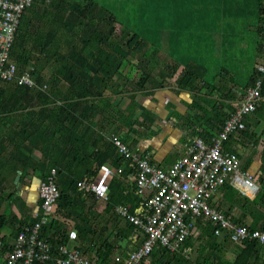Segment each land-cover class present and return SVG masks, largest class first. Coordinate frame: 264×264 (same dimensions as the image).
Wrapping results in <instances>:
<instances>
[{
    "label": "trees",
    "instance_id": "obj_1",
    "mask_svg": "<svg viewBox=\"0 0 264 264\" xmlns=\"http://www.w3.org/2000/svg\"><path fill=\"white\" fill-rule=\"evenodd\" d=\"M259 5L262 39L264 0H259ZM111 15L99 0H33L21 15L10 60L18 73L29 71L35 85L0 80V208L6 210L0 214V233L8 224L10 238L0 236L2 251L12 245L9 240L38 221L42 212V199L38 195L35 208L27 214L23 212L26 215L20 213L8 219V211H12V206L20 200L18 186L24 185L38 194V185L46 179L51 168L56 170L59 195L52 217L41 226V237L53 246L68 245V230L73 228L76 231L75 248L88 258L90 264H121L116 261V256L125 257L135 247L132 238L136 228L117 212L116 207L129 204L130 212L138 207L141 197L135 193L136 172L117 153L111 135L118 136L139 156H144L135 148L141 136L132 126L127 131L122 130L125 127L122 123V126L105 130L94 117L102 104L104 107L111 105L106 91L111 82L121 76L120 69L125 67L129 51L141 50L144 39L140 37L133 48L128 47L130 34L121 23V28L116 31L117 20ZM64 35L72 37L71 46L63 47ZM260 49L264 55L262 40ZM257 66L245 86L261 77V99L257 109L245 116L244 129L222 142L223 149L235 152L239 159L241 155L234 145L241 138L254 137L248 119L264 120V75L259 73ZM149 79L154 80L147 73L141 74L133 81V90H143ZM191 81L182 79V83L187 84L185 87ZM233 112L218 104L210 110L188 111V124L185 125L188 138L199 136L209 140L217 136ZM190 115L196 118L195 123L190 120ZM131 133L137 136L132 137ZM257 141L258 138L253 139V142ZM248 164L241 168L247 170ZM103 165L115 171L108 181L106 199L80 191L78 182L95 178ZM117 168H121V172L118 173ZM260 179L259 190L252 199L233 187H221V199L214 203L215 207L235 223L250 230L264 231V176L260 175ZM127 181L129 187H126ZM11 183L14 190L8 191L7 185ZM99 200L104 203L102 211L94 207ZM20 205L27 210L23 201ZM236 208L242 212L241 217H238L241 213L234 212ZM35 213L38 214L35 216ZM215 228L217 224L212 221L202 217L196 220L197 238L207 239L211 252L203 258L204 264H264V245L255 239L235 243L226 231L215 235ZM193 240L190 236L186 242L191 253ZM197 247L198 252L202 250ZM191 253L184 256L155 247L141 264H198L200 256L191 260Z\"/></svg>",
    "mask_w": 264,
    "mask_h": 264
},
{
    "label": "crops",
    "instance_id": "obj_2",
    "mask_svg": "<svg viewBox=\"0 0 264 264\" xmlns=\"http://www.w3.org/2000/svg\"><path fill=\"white\" fill-rule=\"evenodd\" d=\"M99 1L116 18V31L120 23L126 27L128 47L133 48L140 37L144 41L141 50L129 51L121 76L106 91L111 105L102 104L94 120L105 130L121 123L124 131L131 126L150 128L152 133L146 136L137 134L141 137L135 148L148 155L152 164L167 168L183 153L189 137L186 112L210 110L217 104L226 111L235 110L254 68L264 61L259 0ZM72 40L64 35L63 47L71 46ZM145 73L154 80L146 81L143 90H133V81ZM183 78L193 81L185 87ZM189 117L195 123L196 118ZM248 124L254 137L241 138L234 147L241 155V167L249 162L245 169L253 172L260 187L257 176H264V120L250 117ZM18 188L27 214L35 208L37 191L24 185ZM218 199L219 191L215 202ZM94 207L102 211L104 203L99 200ZM8 234L1 231L0 236L10 239ZM71 241L68 239V247Z\"/></svg>",
    "mask_w": 264,
    "mask_h": 264
},
{
    "label": "built area",
    "instance_id": "obj_3",
    "mask_svg": "<svg viewBox=\"0 0 264 264\" xmlns=\"http://www.w3.org/2000/svg\"><path fill=\"white\" fill-rule=\"evenodd\" d=\"M32 1L0 0V80L35 85L31 73H18L16 65L10 60V49L19 20ZM262 49L264 51V21ZM257 69L264 75V61ZM260 87L261 77H258L245 88L237 108L218 135L209 140L199 136L188 138L183 153L167 168L151 164L148 155L139 156L127 142L111 135L117 153L135 168V192L141 197L134 212H130L129 206L124 204L116 207L117 212L136 228L132 238L135 247L125 257L116 256V261L121 264H141L155 247L188 256L191 247L186 246V242L197 231L196 220L201 217L217 224L214 230L217 236L226 231L235 243L255 239L264 245V231L250 230L245 225L235 223L214 205L215 195L225 185L251 199L259 190L255 175L243 170L237 154L224 150L222 142L229 135L245 128V116L257 109L261 99ZM116 171L121 172V168ZM101 172L100 176L79 181L78 189L106 199L107 179L115 171L103 165ZM55 178L56 170L51 168L46 179L38 185V195L42 199L39 220L20 231L9 249L2 251L3 243L0 240V264H90L88 258L75 247L53 246L40 236L41 226L52 217L54 203L59 195ZM68 238L74 241L76 231L71 230Z\"/></svg>",
    "mask_w": 264,
    "mask_h": 264
},
{
    "label": "rangeland",
    "instance_id": "obj_4",
    "mask_svg": "<svg viewBox=\"0 0 264 264\" xmlns=\"http://www.w3.org/2000/svg\"><path fill=\"white\" fill-rule=\"evenodd\" d=\"M155 79H157V77H155ZM143 128H145V127H139L138 128V131H139V133H141V135L145 134V136H146L147 133H149V134L152 133V130H151V132H148L150 130V128H145V129H143ZM131 136H133V135L131 134ZM172 156H173V154L170 157H172ZM242 166H244V164ZM100 173H101V171L98 172V175ZM257 180L258 181H261L260 180V176L259 177L257 176ZM7 183H8V181H7ZM7 186L10 187V189H8ZM7 186H6V188H7L8 191L9 190H11V191L14 190V185L12 183L11 184H8ZM19 197H20V200L17 201L18 203L15 202V204L12 206V211H8V217H9L8 219H11L12 216L17 215V214H20V213H23V212L26 211V209L23 208L20 205V202H22V197L21 196H19ZM5 212H6V210H4L3 207L0 208V214H3ZM234 212L236 214H238L237 212H239V211H236L235 210ZM241 215H242V212H241V214H238V217H241ZM8 232L9 231H8V224H7V225H4V227L2 228V233H8ZM198 234H199L198 231H196L195 234L193 235V239H195V240H193L194 242H192V244H193V252L190 255V259L191 260H195L198 256H200L199 257V260L200 261H198V264H204V259L203 258H207L208 256H210L211 252H209L210 250L208 249L207 239L197 238L198 237ZM74 245H75V241H71L69 243V247L70 248L71 247H74ZM197 246H200L199 248H201L202 250L198 252L197 251V248H198ZM229 255H230V257H232V254L229 253ZM172 264H176V263H172Z\"/></svg>",
    "mask_w": 264,
    "mask_h": 264
},
{
    "label": "clouds",
    "instance_id": "obj_5",
    "mask_svg": "<svg viewBox=\"0 0 264 264\" xmlns=\"http://www.w3.org/2000/svg\"><path fill=\"white\" fill-rule=\"evenodd\" d=\"M98 176H100V175H98Z\"/></svg>",
    "mask_w": 264,
    "mask_h": 264
}]
</instances>
